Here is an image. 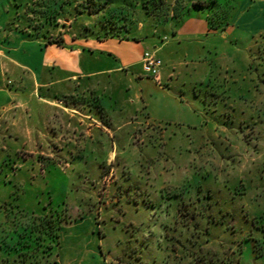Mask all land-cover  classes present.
<instances>
[{"label": "rangeland", "instance_id": "1", "mask_svg": "<svg viewBox=\"0 0 264 264\" xmlns=\"http://www.w3.org/2000/svg\"><path fill=\"white\" fill-rule=\"evenodd\" d=\"M5 1L0 264H264V0ZM200 19L218 33L177 36ZM59 36L166 42L169 83L137 66L55 93Z\"/></svg>", "mask_w": 264, "mask_h": 264}, {"label": "crops", "instance_id": "2", "mask_svg": "<svg viewBox=\"0 0 264 264\" xmlns=\"http://www.w3.org/2000/svg\"><path fill=\"white\" fill-rule=\"evenodd\" d=\"M6 15H9V7L6 4L5 0H0V69L2 67L3 59H2V51H10L14 50V38H10L7 36V34H4V29L5 27V22L1 21L2 19H6ZM231 31V32H230ZM228 31L230 34L234 32V30ZM227 32V33H228ZM214 33H218V31H208L206 27V23L200 19V20H190L186 24V30L179 31L177 32V36H181L183 34L187 35H192L194 38L189 39V41H197L199 42L200 39L198 38L199 36H209ZM228 34V35H230ZM225 34H220L219 39L223 40ZM64 40V38L62 37ZM193 39V40H192ZM187 42L188 39H186ZM24 44V43H23ZM148 46H145L142 42H133V41H119V40H114V39H106V40H101V41H88L87 44H80L78 40L72 39L71 40V45L69 47L65 46L64 49L65 52H70V58L68 59H63L60 58L57 61H43L41 63V68H43V71L45 69L54 63V66L57 69L56 73H60V76H58L54 81L49 82L48 80H45V78H41L39 81V84L41 87H48L51 86L54 89V92H62L63 89H65V94H73L77 91V89L74 87V81L76 80V85L78 89L82 90H87L89 88L90 84H94L96 81L94 77L103 75V78H110V76L117 75L118 73H122L126 70H129V68L132 67H137L139 66L141 69V56L144 51L147 50V48H156V50H152L155 55L161 60L162 66L160 68L159 72V78L162 84H167L169 83V71H170V66L169 64H166L169 59V57L162 56L161 54L166 53V48L168 46L166 42H163L162 44L158 45L157 43L154 42V40L149 41ZM66 45V44H65ZM106 45H114L117 47L116 53L112 51L111 49L105 48ZM207 45V43H205ZM135 47V49L139 48V50L133 55L132 49ZM116 49V48H115ZM120 49V51H119ZM100 50V51H99ZM101 50H104V52ZM211 51V48L208 49V52ZM104 53L103 56H111L114 58L116 61V65L114 66H105L101 67L100 69H97V71H93V66L92 63L95 61L94 57H99L98 54L96 53ZM115 53V54H114ZM210 54V53H209ZM187 55V54H186ZM188 56V55H187ZM99 59V58H98ZM100 60V59H99ZM8 61L11 64V67L14 68L15 66L23 68H27L26 64L23 63H16V61L12 58L8 57ZM168 61V62H169ZM52 62V63H51ZM82 68H85L82 70ZM142 71V70H141ZM142 75V74H141ZM139 76V75H138ZM143 76V75H142ZM180 80H176L174 84H171V88L175 87L176 89H180L183 85V82L181 84L178 82ZM71 83V88H68L69 84ZM141 86L142 88L144 87H153L154 80L146 81L144 78L141 79ZM172 83V82H171ZM147 84V85H144ZM144 86V87H143ZM70 89V90H69ZM155 89L158 91H162L164 94H169L168 91H163L161 88L155 86ZM6 100L7 103L10 100L14 99V94L7 92L6 94ZM60 101H63L62 93L58 95ZM45 98V97H43ZM66 110V109H65ZM72 111V110H71ZM75 112V111H73Z\"/></svg>", "mask_w": 264, "mask_h": 264}, {"label": "built area", "instance_id": "3", "mask_svg": "<svg viewBox=\"0 0 264 264\" xmlns=\"http://www.w3.org/2000/svg\"><path fill=\"white\" fill-rule=\"evenodd\" d=\"M162 62L152 51H144L141 56V67L145 75L159 78V72Z\"/></svg>", "mask_w": 264, "mask_h": 264}, {"label": "trees", "instance_id": "4", "mask_svg": "<svg viewBox=\"0 0 264 264\" xmlns=\"http://www.w3.org/2000/svg\"><path fill=\"white\" fill-rule=\"evenodd\" d=\"M195 7H198V6H195ZM146 14L150 15V13H148V12ZM110 36L115 37L116 35H110ZM47 43L48 44H55V45L62 47V48L65 47L64 41H63L62 37H60V36L57 38H47Z\"/></svg>", "mask_w": 264, "mask_h": 264}]
</instances>
